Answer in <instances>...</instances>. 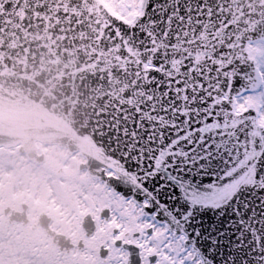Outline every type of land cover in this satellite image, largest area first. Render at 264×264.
<instances>
[{
  "label": "snow or ice",
  "instance_id": "snow-or-ice-1",
  "mask_svg": "<svg viewBox=\"0 0 264 264\" xmlns=\"http://www.w3.org/2000/svg\"><path fill=\"white\" fill-rule=\"evenodd\" d=\"M33 3L0 0V25ZM237 4L101 10L129 85L101 128L118 169L103 264H264V56L243 51Z\"/></svg>",
  "mask_w": 264,
  "mask_h": 264
},
{
  "label": "water",
  "instance_id": "water-1",
  "mask_svg": "<svg viewBox=\"0 0 264 264\" xmlns=\"http://www.w3.org/2000/svg\"><path fill=\"white\" fill-rule=\"evenodd\" d=\"M40 3V8L28 13L17 9L16 18L0 25V145L53 136L40 134L43 119L35 114L108 113L129 87L123 75H117V66L123 69L119 57L101 43L106 27L101 10L112 14L98 0ZM29 8H35L33 0ZM234 12L246 25L238 35L244 37L247 53V43L264 39V0H238ZM103 67L111 69L105 76L83 71ZM82 120L92 129L84 133L89 141L77 135L79 140L71 144L93 161L105 162V155H112L103 133L93 119Z\"/></svg>",
  "mask_w": 264,
  "mask_h": 264
},
{
  "label": "flooded vegetation",
  "instance_id": "flooded-vegetation-1",
  "mask_svg": "<svg viewBox=\"0 0 264 264\" xmlns=\"http://www.w3.org/2000/svg\"><path fill=\"white\" fill-rule=\"evenodd\" d=\"M251 44L257 45L249 48L255 60L264 56V40ZM42 117L55 120L51 130L57 136L74 131L64 122L68 117ZM65 142L27 137L13 147L0 146L1 254L11 249L9 257L16 253L24 264H33L37 244L44 241L68 264H103L101 250L112 226L110 177L118 169Z\"/></svg>",
  "mask_w": 264,
  "mask_h": 264
},
{
  "label": "rangeland",
  "instance_id": "rangeland-1",
  "mask_svg": "<svg viewBox=\"0 0 264 264\" xmlns=\"http://www.w3.org/2000/svg\"><path fill=\"white\" fill-rule=\"evenodd\" d=\"M110 9L114 11V0H104ZM116 13V12H115ZM250 50L257 48V45L249 46ZM262 54H264V46L260 49ZM35 259H33V264H68V260L59 255L56 251L52 249L46 242L42 241L37 244L35 249ZM11 254V249L7 252L0 253V264H24L22 261V255L11 258L8 255Z\"/></svg>",
  "mask_w": 264,
  "mask_h": 264
}]
</instances>
